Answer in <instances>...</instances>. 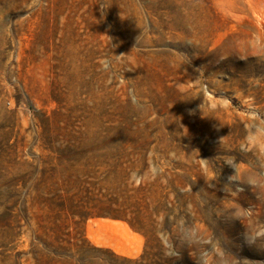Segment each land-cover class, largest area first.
<instances>
[{
    "label": "rangeland",
    "instance_id": "obj_1",
    "mask_svg": "<svg viewBox=\"0 0 264 264\" xmlns=\"http://www.w3.org/2000/svg\"><path fill=\"white\" fill-rule=\"evenodd\" d=\"M264 0H0V230L170 264H264ZM2 247H0V251ZM11 258L5 264H11Z\"/></svg>",
    "mask_w": 264,
    "mask_h": 264
},
{
    "label": "trees",
    "instance_id": "obj_2",
    "mask_svg": "<svg viewBox=\"0 0 264 264\" xmlns=\"http://www.w3.org/2000/svg\"><path fill=\"white\" fill-rule=\"evenodd\" d=\"M9 206L1 213L0 217L5 222L9 215ZM5 226L8 224L5 222ZM17 235L13 230H0V264H5L11 258V264H20V252L12 257L5 249ZM39 247L34 243L30 249L34 264H170L169 259L162 257L160 251H144L137 258L120 256L107 248L88 246L83 241L71 240L68 233L60 230L52 240L43 239Z\"/></svg>",
    "mask_w": 264,
    "mask_h": 264
},
{
    "label": "clouds",
    "instance_id": "obj_3",
    "mask_svg": "<svg viewBox=\"0 0 264 264\" xmlns=\"http://www.w3.org/2000/svg\"><path fill=\"white\" fill-rule=\"evenodd\" d=\"M249 143L252 144L253 147L259 148L261 151H264V129L257 130V132L252 135ZM261 237H264V231L257 232L252 237H246V242L254 244L256 243V240ZM204 264H208V261L205 260Z\"/></svg>",
    "mask_w": 264,
    "mask_h": 264
},
{
    "label": "bare ground",
    "instance_id": "obj_4",
    "mask_svg": "<svg viewBox=\"0 0 264 264\" xmlns=\"http://www.w3.org/2000/svg\"><path fill=\"white\" fill-rule=\"evenodd\" d=\"M262 9H261V11L264 13V7H261Z\"/></svg>",
    "mask_w": 264,
    "mask_h": 264
}]
</instances>
